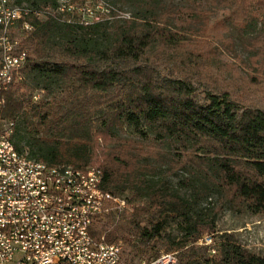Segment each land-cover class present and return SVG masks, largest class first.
Returning <instances> with one entry per match:
<instances>
[{
    "label": "trees",
    "instance_id": "16d2710c",
    "mask_svg": "<svg viewBox=\"0 0 264 264\" xmlns=\"http://www.w3.org/2000/svg\"><path fill=\"white\" fill-rule=\"evenodd\" d=\"M184 1L175 8L165 0H130L135 8L130 19H116L112 12L111 18L88 25L77 17L67 23L65 14L55 13V0L17 1L32 11V29L21 39L28 62L21 80L0 93V117L14 122L12 143L22 154L21 143L30 148L29 159L75 169L97 165L105 191L122 197L128 190L145 201L131 206L126 224L104 232L108 244L125 240L134 248L150 249L152 241L163 240L161 219L167 213L180 219L187 235H214L216 217L225 209L264 214V103L236 100L213 78L217 69L209 61L223 58L211 42H226L227 24L249 31L254 14H264V0ZM202 5L215 6L224 20L210 24L206 16L214 10L201 11ZM256 44L248 59L255 74L244 80L264 97V40ZM27 81L36 85L29 87ZM53 86L71 98L56 105L51 122L42 113L49 102H34L32 93L50 94ZM26 89L31 92L27 98L21 93ZM98 108L103 115L91 120ZM124 128L140 135L147 131L153 142L167 145V172L187 173L182 184L190 190L189 200L149 183L144 170H154L157 163L141 161L158 159L152 149L121 143L99 157L98 141L107 145ZM212 197L216 202L203 206ZM212 237L200 246L197 239L184 244L164 236L165 251L176 248L179 264H264V255L251 253L232 233ZM199 250L204 256H198Z\"/></svg>",
    "mask_w": 264,
    "mask_h": 264
},
{
    "label": "built area",
    "instance_id": "2783aa9c",
    "mask_svg": "<svg viewBox=\"0 0 264 264\" xmlns=\"http://www.w3.org/2000/svg\"><path fill=\"white\" fill-rule=\"evenodd\" d=\"M17 1L0 0V93L21 80L28 62L21 39L32 29V11ZM55 1V13L65 14L67 23L73 17L83 25L104 18L69 6V0ZM102 11L122 19L107 5ZM3 104L0 97V111ZM13 131L14 122L0 117V264H125L122 247L95 233L102 221L117 222L130 208L126 199L103 189L97 168L29 159L15 149ZM140 264L179 263L176 254L163 253Z\"/></svg>",
    "mask_w": 264,
    "mask_h": 264
},
{
    "label": "rangeland",
    "instance_id": "374dc122",
    "mask_svg": "<svg viewBox=\"0 0 264 264\" xmlns=\"http://www.w3.org/2000/svg\"><path fill=\"white\" fill-rule=\"evenodd\" d=\"M70 4L73 6H79L80 8L87 7L90 8L99 18L106 17V13L102 11L105 6H109L115 11L120 12V18L128 20L131 18L132 13L135 8L130 4V0H126V3H121L118 0H70ZM164 4L169 7H180L184 6L186 2L184 0H165ZM103 7V8H102ZM215 6H200L201 11H211L206 18L210 24H214L217 21H223L224 15L221 11L214 9ZM125 14V15H124ZM114 17L116 14L113 15ZM126 16V17H125ZM117 18V17H115ZM200 18V16H199ZM202 21V20H201ZM255 24L249 31H241L237 27L228 25V32L223 33V37L226 39L224 44L218 41H212L213 46L217 48V52L223 56V58L218 60H209L210 64L213 66L212 69H217L215 73L212 70V74L215 76L217 83L222 89H228L236 97V100H240L242 104L247 105L248 100H255L259 103H264V97L260 95L257 91L252 89L244 80V77L248 73H254L255 70L249 68V57L253 55L258 49L256 44L259 40H264V14L262 12H256L254 14ZM194 29L197 26L192 27ZM232 65V69H228L227 66ZM237 69V70H236ZM216 74V75H215ZM23 75V74H22ZM22 77V76H21ZM31 77V76H30ZM25 78L27 80L28 75L25 73ZM29 80V79H28ZM29 87H34L36 82L27 81ZM42 88V86H38ZM27 98L30 95L28 89L21 92ZM41 91L37 89L32 93L34 96L32 100L34 102L48 101L49 104L43 109L42 113H47L49 115V120L53 122L55 120L54 114L57 111L56 105L62 104L64 101L69 100L71 97L62 88H57L53 86L51 92ZM53 96L55 98L53 99ZM203 96H199L198 100H202ZM103 115V109L98 108L92 111L91 120L97 119ZM62 115H58L61 117ZM26 118L31 122L35 123V119H30L29 114ZM144 129V128H143ZM146 130H144L145 132ZM28 139V136L26 137ZM154 136L148 134L147 131L144 134H137L132 128L123 129V132L118 133V138L112 139L107 145L104 144L102 140L98 141L99 151L98 155L108 154L109 150L115 146H119L121 143H126L130 147L142 150H153L154 154L158 158H154L141 161L143 164H153L157 163L155 169L147 166L145 173L147 175V180L153 186H161L165 190L177 193L180 197L184 199H190L191 193L188 187L183 186L182 181L187 178V173L185 171H176L175 173L167 172L170 167V154L169 149L166 144H158L153 142ZM23 147V153L28 155L30 148H28L24 143L20 145ZM106 146V147H105ZM102 148H105L102 151ZM97 166V165H96ZM95 165L91 167L97 168ZM133 192L125 190L122 195L123 198H127L130 202V208L126 210L123 215L115 222L112 218L102 221L96 230L99 233L104 234V232H109L115 226H121L126 224L131 217L132 210L131 206H143L145 201H139L134 199ZM214 197L210 200L203 201V206L207 203H215ZM161 233L162 239L160 241L154 240L150 243V249H144L141 247L134 248L125 240H119L114 244L120 245L123 249V260L125 264H140L144 261L152 260V258L159 256L163 253H174L177 256L178 251L175 248L171 252H166L165 248L167 246V241L164 236H169V239L174 242H180L184 244H189V242L196 240L200 246H205L210 244L213 240L212 236L220 235L222 233H232L235 240L246 247L251 253L256 255H264V214L252 215L246 211L238 212L236 209H225L219 213L216 217L215 223L213 225L214 235L207 232L203 235H197L195 233L187 235L185 227L179 218L175 217L172 213L164 214L162 219ZM107 230V231H105ZM131 239L130 237H126ZM105 240V239H104ZM213 253H209L212 255ZM198 256H204L203 251L199 250Z\"/></svg>",
    "mask_w": 264,
    "mask_h": 264
},
{
    "label": "bare ground",
    "instance_id": "6f19581e",
    "mask_svg": "<svg viewBox=\"0 0 264 264\" xmlns=\"http://www.w3.org/2000/svg\"><path fill=\"white\" fill-rule=\"evenodd\" d=\"M71 2H70V0H69V6H73V4H70ZM80 8V7H79ZM83 8H86V7H83ZM69 168H71V169H75V168H73V167H71V166H69Z\"/></svg>",
    "mask_w": 264,
    "mask_h": 264
}]
</instances>
